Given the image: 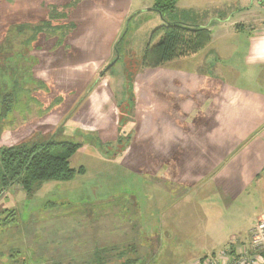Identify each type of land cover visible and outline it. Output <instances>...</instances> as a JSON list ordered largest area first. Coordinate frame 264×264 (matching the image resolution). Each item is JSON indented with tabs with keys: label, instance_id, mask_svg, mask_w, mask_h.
I'll use <instances>...</instances> for the list:
<instances>
[{
	"label": "rangeland",
	"instance_id": "rangeland-1",
	"mask_svg": "<svg viewBox=\"0 0 264 264\" xmlns=\"http://www.w3.org/2000/svg\"><path fill=\"white\" fill-rule=\"evenodd\" d=\"M153 1L135 0L131 12H120L119 19L125 16V21L117 33L116 29L86 25V16L79 14L72 18L79 25L69 22L64 12L55 15L46 5L41 9L42 14L47 13L43 24L24 22L23 27L9 29V36H18L15 47L19 50L20 46L25 53L22 60L16 56L0 59V149L22 144L32 147L51 139L76 143L81 149L69 163L74 169L82 166L84 172L68 182H40L31 196L19 184L1 193L0 233L7 231L8 235L0 236V246L8 259L38 260L43 264H193L201 259L206 264H220L218 260L224 258V264H235L240 259L254 258L255 252L249 246L240 253L225 251L204 257L208 253L201 248L192 215L193 204L203 201L202 196L206 198V190L191 189L194 178L183 183L188 173L175 171L172 164L164 161L161 168L159 161L163 157L146 154L144 147L150 137L145 132L149 127L147 119L162 109L156 102L168 103L171 116L176 110L177 89L186 84L181 72L216 74L219 59L215 54L219 50L211 42L219 35H227V27L234 21L230 20L223 30H208L210 42L195 57L175 60L154 71L141 67L144 48L157 27L180 22L209 29L213 18L227 10L243 11L250 6V0H176L174 12L157 11ZM250 9L235 18L236 24L259 19L260 8L253 5ZM87 20L91 22L90 16ZM115 58L117 61L108 69ZM101 74L105 76L103 81H99ZM146 77L151 81L149 88L153 89L152 84L158 87L150 94L152 100L143 101L133 96L131 86ZM195 78L203 82V77ZM100 85L111 92L114 119L120 120L116 125L108 124L106 117L107 123L92 126L105 131L101 134L105 137L93 130L84 132L88 125L72 124H88L98 116L102 119L94 111L82 117L88 109L87 94ZM161 88L164 93H155ZM103 99L105 108L101 114L110 106L108 99ZM5 107H9L8 111ZM63 126L71 131L79 126L76 131L81 138L78 134L70 136ZM149 180L158 181L163 189L154 183L149 186ZM83 212L84 216L76 215ZM90 213L103 218L98 223L102 236L97 246L93 243L85 247L80 234L84 233L83 217ZM136 214L163 229L160 252L152 251L155 244L149 252L141 250ZM57 216H67V220ZM91 217L92 223L95 216ZM58 230V246H52ZM16 231L22 236L16 237ZM2 239L14 241L6 245ZM68 258L73 260L67 263Z\"/></svg>",
	"mask_w": 264,
	"mask_h": 264
},
{
	"label": "crops",
	"instance_id": "crops-1",
	"mask_svg": "<svg viewBox=\"0 0 264 264\" xmlns=\"http://www.w3.org/2000/svg\"><path fill=\"white\" fill-rule=\"evenodd\" d=\"M134 2L135 0H0V59L8 60L16 56L22 60L25 51L21 50L20 46L19 50L15 47L18 36H12L13 34L9 36V29L23 27L24 22L37 26L43 24L47 13L42 14L41 9L45 5L50 9L48 11L55 15L64 12L69 22L73 20L75 14H79L86 16V25L92 23L101 28L116 29L117 33L125 21L124 15V19H119L121 16L119 13L131 12ZM249 5L242 10H249L255 5L260 8L261 13L257 16L258 20H251L246 25L236 24L238 21L235 18H240L243 12L240 9L233 12L227 10L228 13L213 18L208 26L209 29L191 26L207 30H212L211 28L223 30L230 20L234 21L227 27V35H219L211 42L216 44L219 50L215 54L219 59L216 74L193 70L189 73L181 72L186 84H181L177 89L179 95L176 98V110L172 112L173 115H168V103L159 101L156 105L162 109H157L155 115L147 119L149 127L145 132L148 131L150 137L144 144L145 153L162 156L159 161L161 168L166 162L167 165L172 164L175 171L188 173L182 182L194 178L195 181L189 186L191 189L203 187L202 190H206V198L202 196L203 201L199 199L200 202L193 204L192 215L194 228L198 226L201 248L208 253L204 257L225 251L231 254L240 253L245 246H249L254 229L264 217V14L262 11L264 5L260 0H250ZM88 16L91 22L87 20ZM73 21L79 25L77 19ZM195 56L197 54L192 57ZM151 70L156 69L145 71ZM100 76L99 81H103L105 76L102 74ZM195 77H203V82L200 83L199 79L195 80ZM150 82L149 77L140 81L135 80L131 86L133 96L143 101L152 100L150 94L158 85L152 84L153 89H151ZM164 91L161 88L155 93L162 94ZM104 97L108 99L110 106L104 110L105 114H101L105 108ZM153 97L158 99L155 94ZM85 102L88 109L82 112V117L94 111V114L101 115L102 119L98 116L94 121L86 122L88 124L72 123L88 125V129H84V132L93 130L100 135L103 134L105 131H101L99 127L94 129L92 126L98 123L104 124L106 117L108 124L119 123V119H114L115 104L111 92L106 87L100 85L98 90L92 89L87 94ZM109 127L108 131L111 129V126ZM77 128L71 131L66 130L65 127L64 132H69L70 136L78 134L81 138L76 131ZM156 134L159 135L158 138L153 137ZM149 182L147 183L149 186L154 183L157 188H161L158 181L149 180ZM76 215L84 216V212ZM138 215V232L142 238L139 245L141 250L149 252L155 244L153 246L155 249L152 251L160 252L163 247L161 243L164 236L163 229L156 224H149L148 221L144 222ZM91 216H95L92 223ZM63 217L57 216L56 219L67 220V216L65 219ZM83 220H85L82 222L84 233L80 234L83 235L80 241L85 247L93 243L97 246L100 242L98 238L102 236L98 223L103 218H99L98 213H90L89 216L83 217ZM132 220L134 219L131 218ZM18 232L15 233L16 237L22 236ZM55 232L56 237H53L52 246H58L61 230ZM7 235V231L0 233V236L7 237ZM13 241V239L7 241L6 245ZM68 243H70L69 238ZM3 249L4 247L0 246V264H43L38 260H10L9 256L3 253ZM15 251L18 252V249ZM218 261L224 264L226 259L220 258ZM193 264L206 263L198 259Z\"/></svg>",
	"mask_w": 264,
	"mask_h": 264
},
{
	"label": "trees",
	"instance_id": "trees-1",
	"mask_svg": "<svg viewBox=\"0 0 264 264\" xmlns=\"http://www.w3.org/2000/svg\"><path fill=\"white\" fill-rule=\"evenodd\" d=\"M175 1L154 0V6L160 12H174ZM209 42L210 35L206 28L176 22L165 23L151 32L143 51L141 67L145 70L157 69L175 60L194 56ZM15 91L14 89L13 92ZM8 108L5 107V111H8ZM79 148L76 143L55 142L51 139L32 147L22 144L0 149V195L8 187L19 184L26 195L31 196L40 182H68L76 175L83 174L82 167L74 169L69 163V159ZM72 260L73 258H68L67 263Z\"/></svg>",
	"mask_w": 264,
	"mask_h": 264
},
{
	"label": "built area",
	"instance_id": "built-area-1",
	"mask_svg": "<svg viewBox=\"0 0 264 264\" xmlns=\"http://www.w3.org/2000/svg\"><path fill=\"white\" fill-rule=\"evenodd\" d=\"M249 247L255 252L253 255L254 258L252 257L248 261L240 259L235 264H264V217L258 222L254 229ZM209 264H217V262H209Z\"/></svg>",
	"mask_w": 264,
	"mask_h": 264
},
{
	"label": "water",
	"instance_id": "water-1",
	"mask_svg": "<svg viewBox=\"0 0 264 264\" xmlns=\"http://www.w3.org/2000/svg\"><path fill=\"white\" fill-rule=\"evenodd\" d=\"M117 59H118V58H115V61H113V62L109 65L108 69H109L112 65H114V63L117 61Z\"/></svg>",
	"mask_w": 264,
	"mask_h": 264
}]
</instances>
